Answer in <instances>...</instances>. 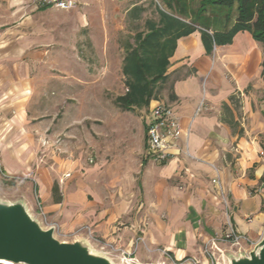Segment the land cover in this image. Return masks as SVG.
I'll use <instances>...</instances> for the list:
<instances>
[{"label": "crops", "instance_id": "0c3cea01", "mask_svg": "<svg viewBox=\"0 0 264 264\" xmlns=\"http://www.w3.org/2000/svg\"><path fill=\"white\" fill-rule=\"evenodd\" d=\"M75 2L0 0V188L16 185L12 199L58 238H85L118 264H215L211 254L229 264V253L248 254L264 234L261 43L242 30L208 51L198 26L178 39L149 107L124 109L113 39L147 1ZM157 103L182 130L164 163L146 156ZM231 228L247 237L243 249L217 241L216 250L212 240Z\"/></svg>", "mask_w": 264, "mask_h": 264}, {"label": "trees", "instance_id": "16d2710c", "mask_svg": "<svg viewBox=\"0 0 264 264\" xmlns=\"http://www.w3.org/2000/svg\"><path fill=\"white\" fill-rule=\"evenodd\" d=\"M146 1L154 6L156 16L145 20V27L135 34L134 42H127L123 73L128 90L115 98L124 109L149 107L166 80L178 39L198 26L203 27L202 39L208 51L215 43H231L242 30L250 31L264 50V0H200L197 6L196 0ZM146 9L145 5L136 6L130 15L139 19ZM188 17L190 22L184 20ZM212 27L214 34L209 32Z\"/></svg>", "mask_w": 264, "mask_h": 264}, {"label": "water", "instance_id": "95a60500", "mask_svg": "<svg viewBox=\"0 0 264 264\" xmlns=\"http://www.w3.org/2000/svg\"><path fill=\"white\" fill-rule=\"evenodd\" d=\"M229 264H264V234L248 254L229 253ZM0 259L13 264H118L87 239L61 240L44 227L24 199L0 195Z\"/></svg>", "mask_w": 264, "mask_h": 264}, {"label": "built area", "instance_id": "2783aa9c", "mask_svg": "<svg viewBox=\"0 0 264 264\" xmlns=\"http://www.w3.org/2000/svg\"><path fill=\"white\" fill-rule=\"evenodd\" d=\"M41 5H52L61 9H71L76 6L75 0H36ZM148 146L146 156L153 158L160 163L167 162L172 156V148L178 145L182 130L180 123L173 112L172 108L164 103H157L151 110V119L147 128ZM217 182V179H214ZM56 227V226H55ZM56 235V233H55ZM217 241H227L239 250L243 249V243L247 241V237L236 233L232 228L225 232L222 236H217L212 240V244L216 250L221 251ZM103 249H114L111 245L102 246ZM122 259L129 263L131 254L125 250H120ZM208 252V249H207ZM210 253V252H209ZM217 263L216 258L211 254Z\"/></svg>", "mask_w": 264, "mask_h": 264}, {"label": "rangeland", "instance_id": "374dc122", "mask_svg": "<svg viewBox=\"0 0 264 264\" xmlns=\"http://www.w3.org/2000/svg\"><path fill=\"white\" fill-rule=\"evenodd\" d=\"M130 3V2H129ZM146 11L142 13V17L139 19H135L130 16L129 13H126L125 19L122 20V26L123 28L120 30V32L116 33V39H113L114 42L118 43L119 51L121 53L120 60L124 63V57L126 55V47L127 42L131 41L134 42L135 34L144 29L145 27V20L149 17H154L156 14L154 13V6H151L148 2L146 3ZM128 8V7H127ZM124 9V8H123ZM122 9V14L125 13V9ZM129 14V15H128ZM124 80V78H123ZM167 87V84H166ZM116 92L112 91L113 97L115 96ZM141 110V109H139ZM142 110L146 111L145 108H142ZM14 184L12 183H4L3 188H0V195L7 200H14L12 190L15 189ZM237 250H235L236 252ZM120 261V260H119ZM1 264V263H0ZM125 264V263H124Z\"/></svg>", "mask_w": 264, "mask_h": 264}, {"label": "bare ground", "instance_id": "6f19581e", "mask_svg": "<svg viewBox=\"0 0 264 264\" xmlns=\"http://www.w3.org/2000/svg\"><path fill=\"white\" fill-rule=\"evenodd\" d=\"M0 263L1 264H13L12 262L7 261V260H3V259H0Z\"/></svg>", "mask_w": 264, "mask_h": 264}]
</instances>
